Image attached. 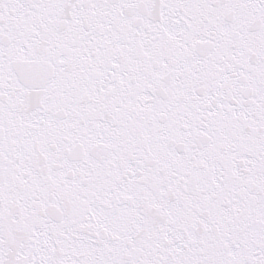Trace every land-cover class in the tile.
Returning <instances> with one entry per match:
<instances>
[{"label":"snow or ice","instance_id":"6c2138e0","mask_svg":"<svg viewBox=\"0 0 264 264\" xmlns=\"http://www.w3.org/2000/svg\"><path fill=\"white\" fill-rule=\"evenodd\" d=\"M0 264H264V0H0Z\"/></svg>","mask_w":264,"mask_h":264}]
</instances>
